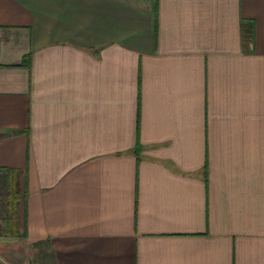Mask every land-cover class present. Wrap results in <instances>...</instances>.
Listing matches in <instances>:
<instances>
[{"label":"crops","instance_id":"obj_1","mask_svg":"<svg viewBox=\"0 0 264 264\" xmlns=\"http://www.w3.org/2000/svg\"><path fill=\"white\" fill-rule=\"evenodd\" d=\"M0 167L51 264H264V0H0Z\"/></svg>","mask_w":264,"mask_h":264},{"label":"trees","instance_id":"obj_2","mask_svg":"<svg viewBox=\"0 0 264 264\" xmlns=\"http://www.w3.org/2000/svg\"><path fill=\"white\" fill-rule=\"evenodd\" d=\"M142 145L136 141L132 152L138 154ZM20 172L14 168L0 167V196L1 204L4 205L5 214L2 231L11 237H25V223L22 226V232L19 231V208L22 201L26 203L27 189L24 186L20 189Z\"/></svg>","mask_w":264,"mask_h":264},{"label":"rangeland","instance_id":"obj_3","mask_svg":"<svg viewBox=\"0 0 264 264\" xmlns=\"http://www.w3.org/2000/svg\"><path fill=\"white\" fill-rule=\"evenodd\" d=\"M0 196V262L8 264H51L45 243L30 244L24 238L11 237L2 231L5 214Z\"/></svg>","mask_w":264,"mask_h":264}]
</instances>
